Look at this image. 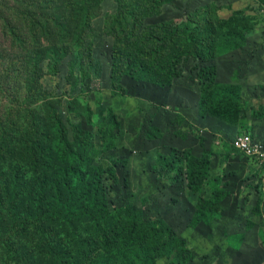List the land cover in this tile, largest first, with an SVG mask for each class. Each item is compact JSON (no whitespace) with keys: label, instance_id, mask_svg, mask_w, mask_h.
<instances>
[{"label":"rangeland","instance_id":"rangeland-1","mask_svg":"<svg viewBox=\"0 0 264 264\" xmlns=\"http://www.w3.org/2000/svg\"><path fill=\"white\" fill-rule=\"evenodd\" d=\"M121 2L102 0L92 18L90 68L71 70L75 60L71 57L56 67L41 60L38 86L30 91L27 85L36 79L35 62H28L26 51L33 41L20 18L24 7L39 8L25 0H0V165L20 167L23 185L29 189L37 177L34 164L15 155L37 145L38 153L50 148L58 163V148L68 139L93 157V169L99 170L105 187L101 198L105 195L117 221L131 219L130 212L119 214L131 204L145 221L156 220L155 236H163L168 246L154 264H264V161L248 159L230 144L246 136L264 138V3L171 0L160 14L143 20L147 11L135 6L143 26L175 22L180 28L199 29L192 37L204 43V60L185 59L170 86H157L148 76L149 68L135 76L127 72L112 78L115 40L107 28L126 26L113 19ZM68 3L61 4L65 12ZM208 5L216 10L218 29L188 23L189 15ZM256 58H261L257 68ZM226 61L234 63L231 80L219 82L218 71H224L220 66ZM211 81L217 83L211 93L221 90L223 97L218 93L206 107L202 101L211 95L203 83ZM28 91L43 99L30 106ZM224 94L239 97L240 102L233 104L236 108L227 109ZM10 148V156L4 155ZM193 156L210 160V175L200 191L188 184ZM94 177L97 180L99 174ZM21 186L11 184L10 193L0 194L2 213L9 208L7 200L19 209L14 199ZM27 219L32 221L33 215ZM52 228L47 239L60 223ZM172 231L184 242L170 240ZM31 239L42 241V234L35 232ZM0 247V264H23L18 254Z\"/></svg>","mask_w":264,"mask_h":264},{"label":"trees","instance_id":"trees-1","mask_svg":"<svg viewBox=\"0 0 264 264\" xmlns=\"http://www.w3.org/2000/svg\"><path fill=\"white\" fill-rule=\"evenodd\" d=\"M25 1L39 8L30 10V6L27 9L24 7L26 13L20 18L29 29L28 38L33 41L26 52H29L28 62H35L32 73L36 79L32 78L31 84L27 85L31 90L27 89L32 91L38 86L41 69L37 64L41 60L51 61L56 67L71 57L75 59L70 63L71 70L75 71L84 65L90 68L94 63L89 45L93 33L91 21L100 10L102 0H68L66 12L61 5L66 0ZM170 1L122 0L118 5L113 19L126 26L107 28L115 40L112 78L117 79L127 72L135 76L137 72L149 68L148 76L152 84L170 86L169 81L179 75L178 67L185 59L193 57L204 60L201 50L203 41H196L192 37L199 29L190 30L188 26L180 28L175 22L143 26L141 19L157 16ZM261 1L264 3V0ZM135 6L138 10H146L147 14L140 19ZM61 11L65 13L63 18L60 16ZM21 12L22 9L19 10ZM215 12L213 6L200 7L195 14L189 15L188 23L216 30L220 22L213 16ZM201 17L205 18L204 21ZM187 41L188 45L184 46ZM124 52L129 55L125 56ZM210 56L215 59L216 55ZM202 71L208 73L204 69ZM214 85H217L214 81L203 83L205 92L211 95L203 99V106L207 107L211 100L216 101L218 93L222 99L221 90L211 93L212 88H216ZM30 91L27 92L29 104L33 106L43 97H35L36 94ZM239 102V97L232 96L227 97L224 103L227 109H233L236 108L233 104ZM218 108L221 110L219 105ZM38 139L35 142H39ZM69 144L72 143L67 139L58 148V163L54 162L50 148L41 149L38 153L37 145L30 152L20 151L15 155L24 156L34 164L33 173L37 176L34 182L37 187L32 181L30 188H25L21 169L15 164L6 168L0 165V194L3 191L10 193L11 184L22 185L19 197L14 199L19 209L14 210L13 202L7 200L9 208L3 213L0 211V244L4 251L18 254L23 264H116V260L120 264H154V258L161 256L164 245L168 246L163 236H155L156 220L145 221L131 204L121 209L119 214L123 215L127 211L134 218L124 223L117 221L118 215H112V210L104 200L105 195L101 198L106 194L105 187L99 170L93 169V157ZM230 144L233 146L232 142ZM11 152L10 148L4 155L10 156ZM189 164V187L193 191H200L210 175V160L206 156H193ZM97 174L99 178L95 180L94 175ZM22 190H25V194ZM27 190L30 191L26 193ZM15 193L18 194V191ZM29 214L33 215L32 221L27 219ZM57 222L60 228H56L47 239L46 235L52 234V225ZM70 226L73 233L69 230ZM22 227L20 232L18 228ZM35 232L42 234V241L34 243L31 236ZM169 239L184 242L173 231ZM19 246L22 247L17 249Z\"/></svg>","mask_w":264,"mask_h":264},{"label":"built area","instance_id":"built-area-1","mask_svg":"<svg viewBox=\"0 0 264 264\" xmlns=\"http://www.w3.org/2000/svg\"><path fill=\"white\" fill-rule=\"evenodd\" d=\"M232 144L244 157L264 161V138L246 136L235 139Z\"/></svg>","mask_w":264,"mask_h":264},{"label":"crops","instance_id":"crops-1","mask_svg":"<svg viewBox=\"0 0 264 264\" xmlns=\"http://www.w3.org/2000/svg\"><path fill=\"white\" fill-rule=\"evenodd\" d=\"M260 59L261 58H256V59H253V63H254V67L257 68L259 62H260ZM233 62L232 61H226L223 65L220 66V68L224 71H218V75H217V79L219 80V82H228L230 81V77H229V73H230V76H232L231 74L233 73L232 72V69H233Z\"/></svg>","mask_w":264,"mask_h":264}]
</instances>
